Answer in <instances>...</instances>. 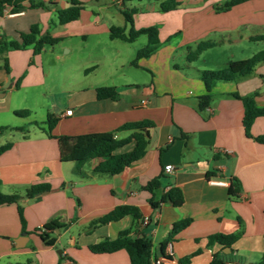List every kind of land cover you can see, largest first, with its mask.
I'll return each instance as SVG.
<instances>
[{"label":"crops","instance_id":"0c3cea01","mask_svg":"<svg viewBox=\"0 0 264 264\" xmlns=\"http://www.w3.org/2000/svg\"><path fill=\"white\" fill-rule=\"evenodd\" d=\"M77 1L83 5L79 17L63 24L56 21V10L71 0H26L22 14L10 16L4 10L0 15V40H19V33L34 23L41 35L61 38L35 55L32 45L0 53V126L25 127L0 133V145L12 143L0 154V190L20 196L24 216L22 226L16 204L0 205V264H130L124 249L107 253L89 249L128 229L132 238L151 240L152 259L167 254L170 243L172 257L184 264L214 260L215 264H259L264 252V143L253 137L264 133V116L254 120L252 137H247L243 103L233 94H255V103L264 106V62L235 81L216 82L210 104L202 111L197 97L205 89L197 71L214 70L215 62L225 65L264 49V40L251 39L264 35V0H247L226 11L216 10L226 0H178L175 9L165 12L159 9L161 0H147L143 6L139 0ZM128 8H136L134 28L157 26L160 41L156 51L139 58L136 65L132 60L138 48L125 43L133 45L139 37L132 42L109 37L110 26L129 30L122 13ZM200 41H212L214 46L189 61L188 49ZM222 47L231 51L222 58L226 61H217L212 51ZM238 49H249L250 55L235 57ZM60 50L64 54L80 50L81 71L72 77L66 98L49 101L53 91L46 85L45 57L52 63L64 60ZM131 67L144 74L126 70ZM99 86H114L118 98L97 99ZM18 109H28L29 115H15ZM67 109L70 114H65ZM47 114L57 117L52 137L43 129ZM140 120L154 126L139 159L117 173L102 174L93 172L102 160L95 157L75 173L74 161L66 157L68 144L63 146L60 136L110 132ZM130 133L121 130L115 136ZM132 146L130 142L117 152ZM166 164L173 165L171 172L164 170ZM154 178L159 186L151 193L144 186ZM232 181H237L234 194L229 191ZM38 183L50 188L27 196L26 190ZM171 187L182 192L178 207L161 202ZM150 200L157 205L153 207ZM118 205L137 207L141 218L134 222L125 215L90 225ZM185 218L190 223L163 251L161 243L173 224ZM50 220L61 226L49 232L53 243L46 244L35 230ZM22 232L25 236L20 237ZM235 232L240 234L230 245L209 240L212 234Z\"/></svg>","mask_w":264,"mask_h":264},{"label":"trees","instance_id":"16d2710c","mask_svg":"<svg viewBox=\"0 0 264 264\" xmlns=\"http://www.w3.org/2000/svg\"><path fill=\"white\" fill-rule=\"evenodd\" d=\"M26 0H0V15L4 12L7 7L15 12L23 7V2ZM130 1V0H125ZM247 0H226L220 6L216 7L218 11H226L233 5L244 2ZM179 4L178 0H161L159 9L163 12L175 9ZM41 6H44L41 4ZM83 8L81 2L77 0H71L67 7L56 10V21L60 24L67 23L76 20L80 11ZM136 11V8L123 9L126 23L129 25V30L125 32L122 26H110L109 37L110 39H121L126 42H132L140 35L146 36V43L144 46L139 48L135 57L132 60V64L136 65V61L139 58L148 57L156 51L160 41L158 38L157 26H148L142 28H134L132 14ZM252 40H264V35L253 36ZM61 38L52 37L49 34H40V27L34 23L30 26L27 32L19 33V40H0V53L14 49L20 50L27 46L32 45L33 54H39L45 46H53L58 43ZM214 46L212 41H200L196 47L187 51V59L194 61L197 56L207 48ZM260 62H264V49L255 52L248 58L238 60H228L224 67L220 69H199L197 75L199 80L202 82L205 93L197 97V108L202 111L209 106L211 101V89L215 86L218 81H235L241 77L252 73L256 65ZM97 99H117L119 94L114 86H99L95 89ZM242 100L243 103V117L242 125L244 128L245 135L252 137L250 128L254 120L259 116H264V106H259L255 103L254 95L249 94L241 96L238 93L233 94ZM17 116L29 115L28 109H18L14 111ZM57 122V117L51 114H47L44 121L45 127L43 128L49 137H52L51 130ZM37 123V122H34ZM153 122L149 120H140L127 122L113 131L84 134L77 137L60 136L62 139L63 146L67 145V159L74 161L75 173L81 172L82 166L92 158H101L102 160L93 168L94 173L102 174H114L122 170L125 166L131 162L139 159L144 153L146 146L149 143L150 133L149 129L153 127ZM25 130L23 126H0V133L4 130ZM121 130H129L131 133L124 138H117L115 134ZM182 137L186 138L187 134L182 133ZM253 139L258 143H264V133L254 136ZM133 142V146L130 150L124 152H117L118 149L124 147L128 143ZM12 146L11 142H6L0 145V154L9 149ZM159 186L158 178L150 180L144 189L153 193L154 189ZM233 186H236L233 189ZM50 185L48 183H38L31 185L26 190L27 196H32L42 190H48ZM231 194L237 191V181L231 182L229 188ZM19 195L16 194H5L0 190V205L3 204H16L17 213L21 225L24 226L23 208L19 204ZM161 202L170 203L172 206L178 207L183 203L182 192L177 187H171L166 191ZM150 204L155 207L157 204L150 200ZM125 215H130L134 222H137L140 218L139 209L132 205H118L113 209L103 214L102 216L91 220L90 225L96 226L99 224H105L109 221H115ZM191 219L185 218L176 221L173 224L172 229L168 233L166 239L161 243L162 250L169 240L173 238L180 230L185 228ZM61 223L58 220H50L45 222L40 229H36L35 232L39 234L41 239L46 244H52V238L49 236V232L55 228H59ZM130 230H123L113 238H104L97 243L91 244L89 249L95 253H107L118 249H124L129 258L130 264H151L152 262V242L145 236L132 238L129 236ZM239 232L222 234L216 233L209 236L210 241H216L223 245H230L239 236ZM181 264H184L182 260H179ZM215 264V260L211 263ZM259 264H264V252L262 254Z\"/></svg>","mask_w":264,"mask_h":264},{"label":"rangeland","instance_id":"374dc122","mask_svg":"<svg viewBox=\"0 0 264 264\" xmlns=\"http://www.w3.org/2000/svg\"><path fill=\"white\" fill-rule=\"evenodd\" d=\"M141 1V5L143 6L145 5L147 0H139ZM76 43V41H73ZM120 42V41H117ZM146 43V36L145 35H140L138 39H136V41L134 43H131L133 45H130L129 43H125L126 46H132L134 49L136 48H141L142 46H144ZM121 44V43H119ZM129 44V45H128ZM254 46V43H250ZM79 48H81V44L78 43ZM78 47V46H77ZM254 49V48H253ZM82 50V49H81ZM231 50H229L228 48H224L222 47L214 49L212 51V53L214 54V59H216L217 57V61L218 59H224L225 57H228L227 54L230 53ZM238 54H236L237 56L235 57H241L240 55H250V50L249 49H242V50H235ZM242 51V52H241ZM254 51V50H253ZM60 52H62V54H64V50H60ZM243 53V54H242ZM81 51H75L72 52L71 54H64V60L61 61H54V63H52L51 59L49 57H45V63H44V69L47 72V78H46V85H48V87L51 88V90L53 91L51 93V96H49L47 99L49 101H54V100H59L61 101L62 99L67 97V90L69 89V84H71V80L72 77L74 78V76H79L80 75V71L81 69L78 68L79 62L81 61ZM131 59L134 57V53L131 54ZM250 57V56H248ZM201 59L196 61L197 65L201 64ZM222 61H226L223 60ZM226 59V58H225ZM217 64H215L216 69H220L224 66V64H218L220 62H215ZM214 65V64H213ZM128 68V67H127ZM126 70H131L133 72L134 75H138V76H142L144 73L143 71L136 69L134 67H131L129 69ZM127 73H129V71H127ZM38 115V112H36Z\"/></svg>","mask_w":264,"mask_h":264},{"label":"built area","instance_id":"2783aa9c","mask_svg":"<svg viewBox=\"0 0 264 264\" xmlns=\"http://www.w3.org/2000/svg\"><path fill=\"white\" fill-rule=\"evenodd\" d=\"M5 11H7L8 15H10V16L23 13L22 9H19L18 11L13 12L10 10V7H7V9H5ZM70 113H71V109L65 110V114H70ZM164 170L166 172H171L173 170V165L172 164H166L164 166ZM145 221H146V219H145ZM41 227L42 226H40L38 229H40ZM168 249H169V251L167 254L163 255L162 257L152 259L151 264H181L178 260H176L175 258L172 257L170 243L168 244ZM227 264H239V263L238 262H229Z\"/></svg>","mask_w":264,"mask_h":264},{"label":"water","instance_id":"95a60500","mask_svg":"<svg viewBox=\"0 0 264 264\" xmlns=\"http://www.w3.org/2000/svg\"><path fill=\"white\" fill-rule=\"evenodd\" d=\"M23 236H25V232H22L20 235V237H23Z\"/></svg>","mask_w":264,"mask_h":264}]
</instances>
